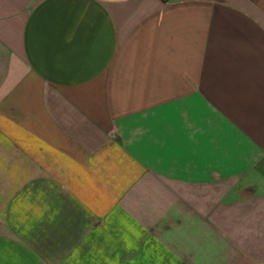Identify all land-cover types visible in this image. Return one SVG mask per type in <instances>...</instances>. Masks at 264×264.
I'll return each instance as SVG.
<instances>
[{
	"label": "crops",
	"instance_id": "1",
	"mask_svg": "<svg viewBox=\"0 0 264 264\" xmlns=\"http://www.w3.org/2000/svg\"><path fill=\"white\" fill-rule=\"evenodd\" d=\"M0 264H264V0H0Z\"/></svg>",
	"mask_w": 264,
	"mask_h": 264
}]
</instances>
